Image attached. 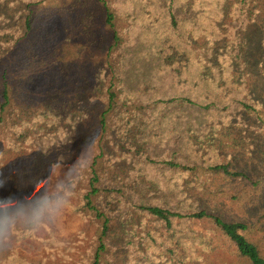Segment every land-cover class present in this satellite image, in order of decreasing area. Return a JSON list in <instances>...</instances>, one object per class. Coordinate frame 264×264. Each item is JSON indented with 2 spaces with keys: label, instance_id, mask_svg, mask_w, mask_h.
<instances>
[{
  "label": "trees",
  "instance_id": "obj_1",
  "mask_svg": "<svg viewBox=\"0 0 264 264\" xmlns=\"http://www.w3.org/2000/svg\"><path fill=\"white\" fill-rule=\"evenodd\" d=\"M136 2L0 0V167L41 151L24 179L0 171V192L100 135L58 183L89 237L62 240L20 213L0 233V264H264L253 225L217 208L255 191L252 210L264 204V0ZM167 69L176 94H145ZM225 137L239 153L217 163ZM29 237L39 262L17 249Z\"/></svg>",
  "mask_w": 264,
  "mask_h": 264
},
{
  "label": "rangeland",
  "instance_id": "obj_2",
  "mask_svg": "<svg viewBox=\"0 0 264 264\" xmlns=\"http://www.w3.org/2000/svg\"><path fill=\"white\" fill-rule=\"evenodd\" d=\"M121 2L125 4V7L130 6L132 11L135 10L137 3L136 0H121ZM181 15H184L188 18L190 17V13H182ZM189 20L192 19L190 18ZM177 80L178 78L175 76V73L172 70L167 69L158 82L154 80L143 87L144 93L151 94L159 90V93L161 94L167 96L174 95L177 91L175 84V81ZM190 116H194V114ZM226 140L227 138L225 137L219 144L217 141L216 154L213 155V160L217 161V163L228 161L229 158L233 159V155L238 156L239 151H236L234 153L230 152V146L225 142ZM226 181L229 180L227 179ZM229 183L232 182L229 181ZM256 193L257 191H255V194ZM255 194L245 198V200L242 201H234L230 196H228L229 198L227 197L228 199H219L217 202V208L220 209V211L223 212L224 216L230 220H242L253 225V231L251 233H253V235H256V237L261 241L262 245H264V204L260 206L261 209L256 208L252 210V208L250 207L254 202H257L259 200L258 197L262 193H259V195L254 198ZM158 200H161V198H159ZM161 201L170 203V206L172 207L175 206V202L172 198H164V200ZM246 201L250 202L247 203ZM36 217H41L42 219H44L60 239L69 240L70 242H78L79 240L83 241L87 239L85 234L89 237L93 230L91 224L87 220L83 219L79 214H77L67 205L61 202L58 203V207L48 208ZM83 231H85V234ZM44 233V228H42L41 234ZM222 237L223 236L219 235L218 233L217 241H219L218 239ZM78 243L82 245L81 242ZM225 245L226 243L219 245L218 242L217 258L219 254H222L224 256L229 255V245H227L226 247ZM16 246L19 252L33 263L39 262L42 257L46 255L45 249H43L41 242L36 238H24L19 241ZM74 255H76V252H74ZM48 261H52V258L49 257ZM56 261H59V259H56Z\"/></svg>",
  "mask_w": 264,
  "mask_h": 264
},
{
  "label": "clouds",
  "instance_id": "obj_3",
  "mask_svg": "<svg viewBox=\"0 0 264 264\" xmlns=\"http://www.w3.org/2000/svg\"><path fill=\"white\" fill-rule=\"evenodd\" d=\"M99 140L98 134L87 142L85 148L76 150L69 158H58L44 170L27 178L23 191L7 194L0 192V233L9 231L12 226L7 218L17 217L20 213L34 218L48 208L58 207L59 199L63 194V190L58 189V183L66 179V173H74L85 163ZM40 154V150L25 155L12 154L0 167V171L11 178L24 179L23 166Z\"/></svg>",
  "mask_w": 264,
  "mask_h": 264
}]
</instances>
